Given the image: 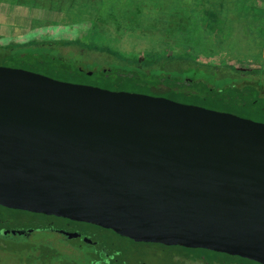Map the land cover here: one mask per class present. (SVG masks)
<instances>
[{
	"label": "water",
	"instance_id": "water-1",
	"mask_svg": "<svg viewBox=\"0 0 264 264\" xmlns=\"http://www.w3.org/2000/svg\"><path fill=\"white\" fill-rule=\"evenodd\" d=\"M0 206L264 264V123L0 66Z\"/></svg>",
	"mask_w": 264,
	"mask_h": 264
},
{
	"label": "rangeland",
	"instance_id": "rangeland-1",
	"mask_svg": "<svg viewBox=\"0 0 264 264\" xmlns=\"http://www.w3.org/2000/svg\"><path fill=\"white\" fill-rule=\"evenodd\" d=\"M82 1L85 5L83 16L96 13L92 7L96 0ZM145 1L104 0L105 7L103 10L102 6V16L98 17L96 27L90 22L62 27L60 18L44 17V14L52 16L57 9H43L38 5L27 9L12 5L9 8L16 16L4 11L8 16L0 18V36L13 33L19 36L0 38V66L53 78H56L54 73H59L60 80L68 82L166 98L169 97L155 88V82L160 79L165 82L166 77L169 86L178 87L183 80H190L194 81L193 88L206 99L195 105L264 123V11L250 6L260 5L264 0H240V5L227 8L226 12L214 7L204 12V5H188L185 0L181 3L175 1L177 5H164L158 0H147L152 2V5H147ZM127 5H141L147 9L138 7L128 11V7L124 8ZM132 13L136 17L132 18ZM30 16L36 25L24 34L28 28L26 20ZM76 16L73 17L78 20L80 17ZM209 20L220 31L211 37L219 41L208 39L212 28H204V23ZM260 23L263 30H258ZM96 29L99 31L93 32ZM71 39H77L76 44L59 43L72 42ZM105 39L124 53L134 48L139 52L147 49L152 54L162 52V59L155 66L142 68L147 74V84L136 85L131 81L127 85H117L123 76L122 68L127 69L128 66L120 55L108 53L103 48ZM28 40L33 42L15 45L10 52L6 45ZM41 42L45 44L35 47ZM22 52L28 55L23 56ZM167 55L170 56L167 58ZM247 82L251 85H243ZM209 85L214 87V91L206 88ZM182 101L194 104L179 99ZM48 222L59 227L65 225L64 220L58 217L0 207V264H90L88 251L91 247L78 240L63 238L50 231L33 230L26 236L10 234L11 229H30ZM79 228L94 234L104 250L119 252L126 262L132 264H196V260L193 261L195 256H203L204 260L224 258L222 254L199 248L135 242L109 229L92 225L80 224Z\"/></svg>",
	"mask_w": 264,
	"mask_h": 264
},
{
	"label": "trees",
	"instance_id": "trees-1",
	"mask_svg": "<svg viewBox=\"0 0 264 264\" xmlns=\"http://www.w3.org/2000/svg\"><path fill=\"white\" fill-rule=\"evenodd\" d=\"M158 1L165 3L164 5H177V4H175V1L178 3H181L184 0H166V2H164L165 0H158ZM185 1L189 2L188 5H204V12H206L205 5H231L232 3H233L232 5H240V0H231L232 2H229L230 0H185ZM147 5H152V2L148 1ZM204 28H207L206 22L204 23ZM97 29L94 30L93 32L97 33L99 31V30L97 31ZM102 36H103V34H102ZM103 39H104V37H103ZM71 40H72V42L68 41V42H59V43L60 44H67V43L76 44L77 39H71ZM82 40H84V39H82ZM29 41L30 40H28L27 42H24V43H19V44L10 43L9 45L8 44H6V45L9 46L8 48H9V52H10L14 49L15 45H27V44L33 42V41H31V42H29ZM102 42H104V43H102L103 48L106 49V51H108V53H111V54L116 53L117 55H120L123 58L122 60L125 61V63H127L128 67H127V69L122 68L123 76H121L122 79L119 80L117 85H127V84L131 83V81L133 84H136V85H139L142 83L147 84L146 83V81H147L146 75L147 74H146V72H144L142 70V68H144V67L147 68L151 65L155 66V63L162 59L161 58V56H162L161 51L155 52L154 54H152L153 52L150 50L143 49V51L139 52L138 50H136L134 48L131 51H127L128 53H124L123 51H120L115 47L113 48L111 43L106 42V39ZM33 44H35V43H33ZM37 44L43 45L45 43L44 42H41L40 44L36 43L35 47L37 46ZM28 53H31V52L29 51ZM28 53L22 52L21 54L23 56H26V55H28ZM169 56L170 55H167V58ZM132 57L135 58V60L132 59ZM145 57H148V58H145ZM129 66H132V67L130 68ZM154 66H153V68H154ZM235 71H237V68H235ZM54 74L56 75L55 77L60 80V78L58 76H61V74H59V73H54ZM164 80H166V81L164 82L163 79L158 80L157 82H155L154 86H155V88L159 89L161 92H164L167 95V97H169L171 99H177L178 101H179V99H183L186 102L189 101V102H192L194 104L201 103L204 100H206L205 95H203L202 93H199L196 89L193 88L192 84L194 83V81L187 80V82H186V80H183L182 85L176 87L174 85L169 86L168 82H167L168 79L166 77L164 78ZM166 82H167V84H166ZM243 85L249 86V85H251V82L244 83ZM206 88L209 91H214V87H212L211 85L206 86ZM234 89L236 90L237 88L234 87ZM0 207H3V206H0ZM4 208H6V207H4ZM18 211H20V210H18ZM40 215H42V214H40ZM43 216L49 217L47 215H43ZM45 225L46 224H42V225H38L37 227H43ZM0 230H1V228H0Z\"/></svg>",
	"mask_w": 264,
	"mask_h": 264
},
{
	"label": "crops",
	"instance_id": "crops-1",
	"mask_svg": "<svg viewBox=\"0 0 264 264\" xmlns=\"http://www.w3.org/2000/svg\"><path fill=\"white\" fill-rule=\"evenodd\" d=\"M147 2L148 1L146 0L145 4ZM263 3H261L260 5H250V6L255 7V8L258 7L260 9H262L261 11H264V4ZM12 5H14L17 8L20 7V8H27V9H34V8H36L35 5H38L39 8L43 7V9H49V10L57 9V10H55V13H53L52 16L49 14H44L45 15L44 17L46 19H52V20L57 19V17L60 18V20L62 21V23H61L62 27H67L70 25L76 26V24L83 25L84 23H88V22H90L94 27L95 25L98 24L97 23L98 17L102 16L101 10H102V6L104 5V0H96V3L94 4V6H92L96 13L92 14V16H90V15L89 16H83L82 9L85 8V5H84V1H82V0H0V18L8 16V14H7L8 12H4L5 10L11 12V16H13V17L16 16L15 12L11 11L10 10L11 8H9V7H12ZM53 5H57V6H53ZM73 5H78V6L73 7ZM233 6H237V5H205V9L207 11L208 9L214 7V9H221L224 12H226L227 8L229 9V8H232ZM250 6H246V8L249 9V8H251ZM104 7L105 6H103V10H104ZM126 7L129 8L128 11H131L132 8H133V10H134V8L137 9L138 7L145 9V10L147 9L146 7L141 6V5H138V6L131 5V7H130V5H127L124 8H126ZM74 13H78L79 15L76 16ZM73 16L80 17V18L78 20L77 19L75 20ZM134 17H136V16L132 13V18H134ZM34 18H37V16ZM33 20L34 19H32V16L27 18L26 24L28 25L27 26L28 28H27V30L24 31V34H27L28 32L32 31L33 27H35L36 24H33ZM35 20H37V19H35ZM61 24H58V25L56 24V26H59V25L61 26ZM206 24H207V27L212 28L210 30V37L208 39L213 40V41H219V40H215L211 37V35H213L215 37V35H217V33L220 32L219 30L215 29L216 25H214L212 23V20L207 21ZM263 26L260 23L258 30H260V29L263 30ZM17 36H19V34L13 33V34H8L7 36H0V38H9V37L15 38ZM79 36L80 35H77V37H79ZM262 36H263V33H262ZM85 37H88V35L87 36L85 35Z\"/></svg>",
	"mask_w": 264,
	"mask_h": 264
},
{
	"label": "flooded vegetation",
	"instance_id": "flooded-vegetation-1",
	"mask_svg": "<svg viewBox=\"0 0 264 264\" xmlns=\"http://www.w3.org/2000/svg\"><path fill=\"white\" fill-rule=\"evenodd\" d=\"M83 84V83H82ZM44 215V214H42ZM49 217H56L52 215H47ZM59 219H63L65 222L64 226H56L54 222H48L43 227H33L30 229H24V230H18V229H11L10 234H19L17 231H24L23 233H20L19 235H29L33 230L34 231H50L55 232L62 236L63 238H69L72 240H78L82 245L85 244L86 246L91 247L90 251H88V256H90L89 263L90 264H132L129 261L126 262L123 256L119 255V252H111L110 250L106 249L104 250L103 247L99 246L98 240L96 239V236L93 234H88L84 229H80L79 225H92L98 228H103L94 224L86 223V222H80V221H74L67 218L58 217ZM106 229V228H104ZM110 230V229H109ZM14 231V233H12ZM112 231V230H111ZM8 234V233H7ZM117 234V233H116ZM123 237V236H122ZM127 238V237H125ZM129 239V238H128ZM131 240V239H130ZM136 242V241H135ZM208 252L218 253L224 255V258L221 260H204L203 256H195L193 259L196 264H261L257 261L247 259L244 257L236 256V255H230L222 252H215L210 251L207 249H202Z\"/></svg>",
	"mask_w": 264,
	"mask_h": 264
}]
</instances>
